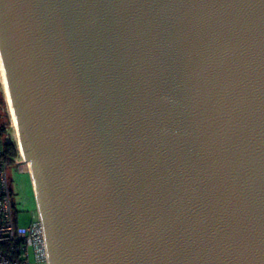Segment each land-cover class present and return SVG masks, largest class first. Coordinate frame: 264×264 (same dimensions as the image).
Wrapping results in <instances>:
<instances>
[{
  "label": "water",
  "instance_id": "1",
  "mask_svg": "<svg viewBox=\"0 0 264 264\" xmlns=\"http://www.w3.org/2000/svg\"><path fill=\"white\" fill-rule=\"evenodd\" d=\"M48 264H264V0H0Z\"/></svg>",
  "mask_w": 264,
  "mask_h": 264
},
{
  "label": "built area",
  "instance_id": "2",
  "mask_svg": "<svg viewBox=\"0 0 264 264\" xmlns=\"http://www.w3.org/2000/svg\"><path fill=\"white\" fill-rule=\"evenodd\" d=\"M10 143L9 134L0 130V264H48L44 227L37 210L26 225L19 224L14 210L8 167L19 165L16 157L21 154L6 156L5 146Z\"/></svg>",
  "mask_w": 264,
  "mask_h": 264
},
{
  "label": "rangeland",
  "instance_id": "3",
  "mask_svg": "<svg viewBox=\"0 0 264 264\" xmlns=\"http://www.w3.org/2000/svg\"><path fill=\"white\" fill-rule=\"evenodd\" d=\"M5 91L0 77V130L9 134L12 143H15L21 156L16 157L20 160L19 165L10 164L8 167V177L13 191L14 210L18 212V221L21 225H26L31 218V214L36 210V202L32 181L29 171L25 168V161L19 147L18 138L12 123L9 105L5 97ZM19 154V153H18ZM20 170V171H19Z\"/></svg>",
  "mask_w": 264,
  "mask_h": 264
},
{
  "label": "bare ground",
  "instance_id": "4",
  "mask_svg": "<svg viewBox=\"0 0 264 264\" xmlns=\"http://www.w3.org/2000/svg\"><path fill=\"white\" fill-rule=\"evenodd\" d=\"M0 77H1V82H2V85H3L4 91H5V95H6L5 97L7 99L8 105H9V110H10V114H11L12 123H13V126H14L15 131H16V135H17V138H18L19 147H20L21 152H22L23 157H24L25 168L29 171V175H30V172H31L30 162L28 160H26L24 152H23V149H22V146H21V142H20V138H19V134H18L17 121H16L14 109H13V106H12L10 94H9V91H8L7 82H6V78H5V74H4V69H3L1 57H0Z\"/></svg>",
  "mask_w": 264,
  "mask_h": 264
},
{
  "label": "trees",
  "instance_id": "5",
  "mask_svg": "<svg viewBox=\"0 0 264 264\" xmlns=\"http://www.w3.org/2000/svg\"><path fill=\"white\" fill-rule=\"evenodd\" d=\"M5 155L8 157H14L18 155L17 146L15 143H10L5 146Z\"/></svg>",
  "mask_w": 264,
  "mask_h": 264
}]
</instances>
